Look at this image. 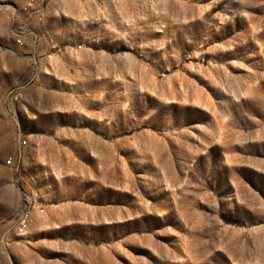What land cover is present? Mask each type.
<instances>
[{"label":"rangeland","instance_id":"rangeland-1","mask_svg":"<svg viewBox=\"0 0 264 264\" xmlns=\"http://www.w3.org/2000/svg\"><path fill=\"white\" fill-rule=\"evenodd\" d=\"M0 264H264V0H0Z\"/></svg>","mask_w":264,"mask_h":264},{"label":"built area","instance_id":"built-area-1","mask_svg":"<svg viewBox=\"0 0 264 264\" xmlns=\"http://www.w3.org/2000/svg\"><path fill=\"white\" fill-rule=\"evenodd\" d=\"M25 143V140H22L19 138L18 140V152L17 156L14 159H7L6 163L14 170L15 174L17 175L20 168L21 163V146ZM22 194L24 195L23 200L17 210V214L15 216V219L12 223V226L24 224L28 218L29 211L33 207V204L35 203L36 199L32 197L31 194L26 193L22 191Z\"/></svg>","mask_w":264,"mask_h":264}]
</instances>
